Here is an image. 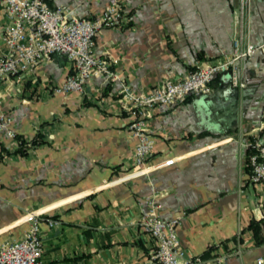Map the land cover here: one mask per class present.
<instances>
[{
  "label": "crops",
  "instance_id": "0c3cea01",
  "mask_svg": "<svg viewBox=\"0 0 264 264\" xmlns=\"http://www.w3.org/2000/svg\"><path fill=\"white\" fill-rule=\"evenodd\" d=\"M109 0H50L69 15L97 17ZM127 21L101 29L94 51L119 79L93 75L84 90L55 92L70 72L55 52L20 82H0V243L39 218L41 264H149L155 238L139 219L155 195L162 219L180 215L177 234L189 254L209 262L257 264L264 255V185L249 179L248 142L264 143V0H120ZM256 48L244 62L243 86L217 74L210 92L159 104L148 120L152 152L135 168V137L120 95L182 78L201 61H220L233 40ZM42 141L25 153L16 137ZM48 218L57 219L53 225ZM261 220L256 241L250 219Z\"/></svg>",
  "mask_w": 264,
  "mask_h": 264
},
{
  "label": "built area",
  "instance_id": "2783aa9c",
  "mask_svg": "<svg viewBox=\"0 0 264 264\" xmlns=\"http://www.w3.org/2000/svg\"><path fill=\"white\" fill-rule=\"evenodd\" d=\"M50 0H0V82L12 78L22 80V75L34 72L38 64L49 60L55 52L66 55L71 63L64 80L53 85L55 92L84 90L93 75L106 74L119 79L111 67V60L94 51L96 34L103 28L122 26L127 17L120 0H109L97 17L69 15L65 6L49 4ZM248 0H240L241 10ZM256 46L241 45V37L233 40V50L220 61H201L190 72L178 79L166 78L148 91H134L121 82L120 95L129 116L127 127L135 137L132 161L135 170L129 175L144 171V164L152 152L154 138L148 128V120L159 104L182 102L188 96L210 92L212 80L217 74H228L233 85L243 86L245 58ZM264 121V103L262 106ZM11 121V116L0 112V131ZM11 136L16 132L8 129ZM18 142L17 137L15 138ZM247 166L249 179L264 185V143L257 137L248 143ZM139 168V169H137ZM160 202L155 195L146 200V210L139 222L143 230L155 238L156 244L149 264H228L224 254H216L205 262L200 254H189L181 245L177 234L180 215L162 219L157 209ZM29 227L21 237L0 243V264H41L43 244L40 237L39 218L29 216ZM53 225L57 219L48 218ZM257 264H264V255H258Z\"/></svg>",
  "mask_w": 264,
  "mask_h": 264
},
{
  "label": "trees",
  "instance_id": "16d2710c",
  "mask_svg": "<svg viewBox=\"0 0 264 264\" xmlns=\"http://www.w3.org/2000/svg\"><path fill=\"white\" fill-rule=\"evenodd\" d=\"M16 137L18 139L16 151L21 153H25L30 145H35L43 140L42 137L39 136V133H37L33 137H24L16 134ZM247 226L252 229L254 235L256 236V241L260 242L262 240V236L258 235L257 233L261 230V220L252 218L250 219Z\"/></svg>",
  "mask_w": 264,
  "mask_h": 264
},
{
  "label": "rangeland",
  "instance_id": "374dc122",
  "mask_svg": "<svg viewBox=\"0 0 264 264\" xmlns=\"http://www.w3.org/2000/svg\"><path fill=\"white\" fill-rule=\"evenodd\" d=\"M142 168H144V166L142 167ZM137 169H139V168H137ZM135 170V168H133V169H131L128 173H127V175H129L131 172H133ZM143 172V171H142ZM142 172H137L136 174H139V173H142Z\"/></svg>",
  "mask_w": 264,
  "mask_h": 264
}]
</instances>
